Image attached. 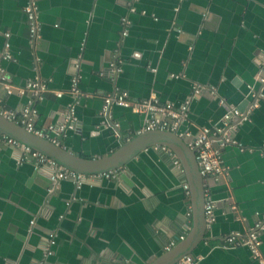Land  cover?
Listing matches in <instances>:
<instances>
[{"label": "crops", "instance_id": "0c3cea01", "mask_svg": "<svg viewBox=\"0 0 264 264\" xmlns=\"http://www.w3.org/2000/svg\"><path fill=\"white\" fill-rule=\"evenodd\" d=\"M25 6L26 0H0V59L7 41L12 55L2 60L0 79L6 75L17 87L36 78L48 82L44 99L33 103L36 126L43 129L63 121L80 64V87L90 97L76 108L77 129L61 139L74 154L107 156L120 146L118 131L127 137L143 128L145 118L129 109L111 108L116 129L101 115L104 96L116 89L136 100L158 96L180 105L200 86L189 121L179 130L192 136L222 127L229 107L248 113L232 135L242 147L230 144L223 151L229 177L206 180L216 221L192 256L200 264H259L248 247L224 249L222 243L232 232L247 234L264 214V98L253 108L248 89L264 93L257 82L264 60V0H39L42 29L33 45ZM125 16L131 21L127 37ZM115 60L122 62L116 80L101 76L109 75ZM29 99L9 96L0 85L8 110H21ZM21 157L12 146L0 155V264H38L53 230L58 244L50 264H151L166 244L192 228L183 166L175 168L155 147L125 166L119 179L90 181L79 190L61 181L51 194V169ZM262 241L264 255V231Z\"/></svg>", "mask_w": 264, "mask_h": 264}, {"label": "built area", "instance_id": "2783aa9c", "mask_svg": "<svg viewBox=\"0 0 264 264\" xmlns=\"http://www.w3.org/2000/svg\"><path fill=\"white\" fill-rule=\"evenodd\" d=\"M130 11L135 13L136 8L129 4ZM24 13L26 16L27 26L30 35V43L33 45L41 35L42 25L39 20V0H26V6L24 7ZM122 36H129V28L131 26L130 19L125 16L121 20ZM6 39H9L10 34H5ZM10 43L7 41L5 44V52L2 60H11L12 55L10 53ZM2 60L0 59V71L3 72ZM121 61L115 60L110 64L109 75L106 72H102L101 76H108L111 80L115 81L117 76L121 72ZM80 64L75 65L76 73L72 77L70 93L73 97V101L68 106V109L64 115L63 121L51 124L46 128L38 129L36 126V119L38 117V110L33 106V103L37 100H43L46 92L49 91V84L47 81L36 78L29 81L24 87H17L11 83L6 75H3L0 79V85L3 86L7 95L17 94L19 96H29V103L19 111H13L6 109L2 101L0 100V115L4 116L9 121H12L27 131L32 132L38 136L48 138L56 144H61V139L66 137L67 132L77 129L78 119L76 117V108L81 105L84 97L89 98L90 95L84 94L80 87L81 75ZM257 82L264 86V60L259 62V73ZM249 93L254 98L253 108L259 107V100L264 98V93L261 90H257L255 87L248 86ZM202 88L195 86L193 90V96L200 95ZM215 93V90H212ZM57 96L61 98L62 92H58ZM193 96L189 97L184 103L176 105L171 102H162L158 96H152L146 100H136L129 92L116 89L104 96V105L101 111V115L106 117L109 115L113 106L125 108L131 110L133 113L141 115L145 118L143 128L137 132L142 134L144 132L151 131H169L175 132L182 138H184L189 144L190 148L196 153V160L198 162L201 175L205 180V215L208 227L216 221V203L211 196L209 186L206 180L210 179L218 183L221 180L227 179L230 175L229 167L226 165L223 151L227 145L234 144L239 145L238 141L233 138V134L238 129L239 125L248 119V113L241 111L236 106L229 107L228 111L223 117L222 127H215L214 129H204L200 134L192 136L189 132L180 133V128L189 121L190 117V103ZM221 104L226 106V102L222 99ZM117 127V124L115 125ZM125 137L126 140H131L135 135ZM5 146L17 147L23 153L25 158L23 160L33 159L36 168L48 167L51 169L50 181L51 186L49 193H53L55 187L61 181H72L77 189H81L83 185L90 181L99 180H111L119 179L120 175L125 172V167L111 170L104 173L95 175H84L70 171L61 166L58 162L52 158L33 150L31 147L22 144L15 139L0 133V155ZM159 149L169 155L173 160V166L177 169H182V164L177 155L167 147L156 146ZM187 197H191L189 185L184 186ZM69 204V202L67 203ZM188 214L192 218V207ZM35 220L30 222L29 233L35 225ZM264 231V214L257 218V221L253 228L247 234L241 232H232L224 239L222 247L224 249L237 248L240 246H246L249 248L252 258L259 264H264V255L262 252V233ZM58 232L56 230L50 231L47 237V244L44 251V256L38 264H50L49 259L55 254V247L58 244L57 241ZM186 236H181L180 239L174 240L165 246L166 252L172 250L179 242L185 240ZM201 259L195 258L192 255H188L180 259L176 264H200Z\"/></svg>", "mask_w": 264, "mask_h": 264}, {"label": "water", "instance_id": "95a60500", "mask_svg": "<svg viewBox=\"0 0 264 264\" xmlns=\"http://www.w3.org/2000/svg\"><path fill=\"white\" fill-rule=\"evenodd\" d=\"M106 119L115 128L110 112ZM0 133L52 158L66 169L84 175H95L125 167L141 153L156 146L169 148L181 161L186 175L191 192L193 224L185 240L179 242L172 250L165 252L151 264H176L183 257L192 255L202 242L208 241L205 180L201 175L195 151L190 148L184 138L175 132L156 130L137 134L131 140H126L118 131L121 138L119 148L107 156L90 159L68 151L62 144H56L48 138L29 132L2 115H0Z\"/></svg>", "mask_w": 264, "mask_h": 264}]
</instances>
